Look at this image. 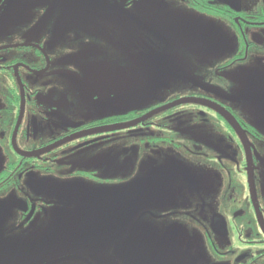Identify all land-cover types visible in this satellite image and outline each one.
<instances>
[{"label": "flooded vegetation", "instance_id": "flooded-vegetation-1", "mask_svg": "<svg viewBox=\"0 0 264 264\" xmlns=\"http://www.w3.org/2000/svg\"><path fill=\"white\" fill-rule=\"evenodd\" d=\"M6 1L0 0V17L6 7ZM116 1L122 3V9L133 7L137 13L135 14L136 20L139 15L150 14L148 12L150 10L144 5V0ZM167 1L176 2L181 8L199 13L207 19L219 21L227 28L229 27V31L234 33L232 35L235 50L231 54L224 55V59L216 67L198 65L194 71L195 76L199 78L198 81H193L192 78L180 80L169 83L168 88L164 90V87L161 88L155 81L156 75L167 76L169 80L179 78L168 76L164 71H153V92L149 88L136 90L135 93L140 95L137 96L135 105L128 109L120 108L118 105L117 109L123 111L120 114L95 119L91 122L72 121L57 105H49L50 99L44 93L47 87H42L41 82L56 78L59 71L55 70L58 69L57 60L49 59V67L42 64L45 60L43 56L48 55L46 50L43 52L33 45L17 46L19 49L26 47L36 49V53L34 52L30 59L25 61L17 58L13 53L12 48L15 46H0V88H2L0 93L3 94L4 103H6V106H0V121L10 122V128L3 125L4 123L0 125V128L5 127L9 130L10 142L7 144L9 161L0 169V191L16 186L22 190L21 183L27 182V174H31L34 170L41 169L52 177L54 171L50 170V167L42 169V165L44 164L43 168H45V164L48 163L51 165L64 163V158L67 157L65 153L71 152L72 149L79 151L92 149V151L100 152L103 146L115 143L114 147H119L118 153L111 151L112 156L108 157V161L82 163L74 173L65 177L61 176L66 180L75 178L83 180L84 192L85 190L95 192L100 197L94 200L87 198L88 203L84 205L57 207L60 224L65 225L71 222L69 228H74V234H93L92 237L96 238L94 233L100 230L99 239L103 241L106 236L102 237L101 229L109 221L116 224L123 223L125 226L132 223L129 229L133 232L141 224L138 217L142 215V218L144 216L152 218L153 223L162 221L159 228L166 234L167 228L176 224L181 217L182 220L190 219L192 227H195V235L205 232L211 241H213L212 238H216L225 244L234 237H242L239 251L235 248L225 251L217 250L221 256L233 253L234 261L231 256L228 259L232 262L231 264H264V220L260 221L261 228L253 227L255 233L252 235L247 233V227L239 222L240 218L241 221L246 219L249 211L253 213L255 208L260 209L264 214V203L258 204L255 200L256 197L261 201L264 200V118L260 115L264 113V68L259 65L260 63L264 65V0ZM251 2L253 5L249 4ZM105 7L108 9L112 6L109 3ZM141 24L147 26V21L141 20ZM141 31L142 37L145 31L151 34L153 32L148 27L141 28ZM77 37L79 38V35ZM75 39L76 36L71 35L70 42ZM142 42L143 39H140V49H142ZM51 46H49L50 49L55 48L54 45ZM107 49L104 50L105 53H108ZM117 52L122 57L128 53L125 50H117ZM197 52L201 55L213 54L214 56L218 52L217 40L213 37L207 38ZM155 56L156 52L150 59L156 61ZM38 59L39 62H37ZM108 62H111L110 66ZM247 62L256 63L261 72L256 68H250L248 73L238 71L234 77L224 74L227 71L232 72V69H237ZM100 65L97 68L102 71V87H107L106 89L113 92L110 97L112 101L118 99L117 86L128 85L121 79L132 80L133 88L137 85L139 88L149 87L151 84L150 81H142L140 78L138 82L133 80L132 76L137 74V71L130 62L127 69L119 61L102 60ZM20 67L24 70V76L21 75ZM84 68L86 69V66H80L79 70L84 71ZM189 74L191 75L190 72ZM203 79L211 84L202 83ZM234 80L236 84L233 83ZM39 81L40 84H38ZM46 83L45 86L48 85ZM87 83L93 91L94 84ZM240 84L245 90L247 100L252 102L247 108L248 115L239 112L237 108L239 104L235 103L234 96L228 90V86L231 89L234 85L239 86ZM154 94L156 96L152 98ZM31 132L39 138L29 146L27 142ZM19 134L21 148L17 145ZM73 141L75 145L67 150L66 144L70 145ZM147 149V156L159 154L156 158L160 161L163 157L175 154L174 150L177 155L184 153L189 157L208 159L216 158L218 155H214V152L218 151L229 162V172L224 173L223 171L220 179L213 180L218 187L208 194L211 199H208V195L204 198V188L195 177L184 175V180L180 177L171 179L177 184L181 180L182 191L185 192L180 194L181 189L170 188L177 190L180 194L174 204L162 203L170 199L166 195V198H160L155 206L144 207L139 212L138 196L132 198L128 195L129 197L125 198L127 194L123 192V186L138 176L139 167L136 168V163L143 154H146ZM249 161L252 165L253 162L255 163L254 173L253 171L247 172ZM173 162L176 169L182 167L180 162L176 160ZM172 165V162H163L166 168ZM234 169L238 172H234ZM253 174L256 180V193L252 182L248 183V177ZM155 178L158 185H154ZM240 181L243 182L248 212L232 211L230 213L228 209H224V196L219 193L223 191L226 198H232L231 191L237 189V182ZM161 183L158 175L150 178V189L160 188ZM167 185H170L169 181ZM33 189L37 192L18 204L15 210L16 216L19 217L16 220L18 224L11 231L18 230L22 225L28 227L36 224L38 213L48 212L46 206L55 205L47 204L49 203L47 200L46 204L42 203L43 208L40 210L37 204L41 198L39 193L47 188L40 184L26 188V190ZM168 189L169 187H162L161 192L165 193ZM240 194L243 195V193ZM85 195L87 197L86 193ZM59 196L57 190L53 200L58 201ZM70 197L73 195L71 194ZM114 197L119 198L116 206L104 204V199ZM140 197L152 198L153 196L140 195ZM229 205L231 208L232 204ZM252 206L253 209H251ZM7 211V208L0 209V214ZM239 215H241L240 218ZM167 220L173 222H166ZM81 222L82 231L78 227L75 228ZM253 222L257 226L255 219ZM11 231L9 230V233ZM153 233L155 231L142 229L140 238ZM2 236L0 232V243L3 240ZM84 239L86 238L78 236L73 240ZM2 250L4 251L3 247ZM88 257L99 264L104 263V260L96 255H88Z\"/></svg>", "mask_w": 264, "mask_h": 264}, {"label": "rangeland", "instance_id": "rangeland-1", "mask_svg": "<svg viewBox=\"0 0 264 264\" xmlns=\"http://www.w3.org/2000/svg\"><path fill=\"white\" fill-rule=\"evenodd\" d=\"M83 1L85 2H81V0H7L6 7L0 17V46H15L12 48L13 53L17 58L26 61L34 52L36 53V49L32 47L19 49L17 46L33 45L43 52L46 50L48 55L43 56L45 59L42 61L43 65L49 67V59L58 61L56 64L58 69H55L59 71L58 76L56 75L54 79L43 80L41 86L47 87L44 93L50 99L49 105H57L72 121L87 120V122H91L95 119L120 114L123 111L117 109L118 105L124 109L132 107L137 102V96L140 95L135 93L136 90L149 88L152 92L154 91L153 71H164L168 76L179 78L169 80L167 76L156 75L155 81L161 88L164 87L163 90L168 88L169 83L180 80L192 78L193 81H198L199 78L194 74L198 65L216 67L224 59V55L231 54L235 50L232 35L234 33L229 31V27L227 28L219 21L207 19L206 16L199 13L181 8L176 2L144 0V5L150 10L148 11L150 14L139 15L136 20V10L133 7L122 9V3L116 0L112 2L109 0ZM109 3L112 7L106 9L105 6ZM74 4L79 5L68 13ZM249 4L253 5V2ZM141 20L147 21V26L142 25ZM144 27L151 29L152 34L145 31L142 37L141 28ZM71 35L76 36L75 41L70 42ZM209 37L217 40L218 52L214 56L213 54L201 55L197 50ZM140 39H143L142 49H140ZM51 45H54L55 48L50 49ZM105 49L108 53H105ZM117 50H125L128 53L122 57ZM155 52L156 61L150 59ZM102 60L119 61L125 69L128 68L130 62L137 71V74L132 76L133 80L138 82L140 78L142 81H150L151 84L149 87L139 88L137 85L133 88L132 80L121 79L128 85H118V99L112 101L110 97L113 92L106 89V85H103L106 88L102 87V71L97 68L101 66ZM108 65L110 66L111 62H108ZM259 65L264 68L262 63ZM80 66H86V69L79 70ZM52 68L54 67L52 66ZM250 68H256L261 72L256 63L247 62L237 69H232V72L227 71L224 74L234 77L238 71L248 73ZM20 72L24 76L25 73L21 67ZM87 82L94 84L93 91ZM45 83L49 86H45ZM202 83L211 84L206 79H203ZM233 83L236 84L235 80ZM228 90L234 96L235 103L239 104L237 106L239 112L248 115L247 108L252 102L247 100L241 84L234 85L231 89L228 86ZM1 91L2 88H0ZM155 96L156 94L152 98ZM4 100L3 94L0 93V106H6ZM260 115L264 118V113ZM1 123L10 128V122L2 120L0 125ZM19 138L20 134L17 138V145L21 148ZM28 138L27 145L31 146L39 136L31 132ZM7 144H10L9 130L2 127L0 128V169L6 166L9 161ZM113 144L103 146L100 152L92 151V149L86 151L72 149L71 152L65 153L67 157L64 158V163L52 165L48 163L45 164V168H43L44 164L42 165V169L50 167L49 169L54 171L52 177L41 169L34 170L31 174H27V182L21 183L22 190L16 186L0 191V209H8L6 213L0 214V232L3 234V240L0 243V259L2 258L0 264H99L88 255L100 257L104 260L103 264H231L232 262L228 260L229 256L234 261L233 253L221 256L217 250L225 251L235 248L239 251L242 237H234L225 244L216 238H212L213 241H211L205 232L195 235V227H192L190 219L182 220L181 217L176 224L167 228L166 234L159 228L162 221L153 223L152 218L145 216L142 218V215L138 217L142 225H138L133 232L129 229L133 225L132 223L125 226L123 223L116 224L109 221L101 229L102 237L106 236L103 241L99 239L100 230L94 233L96 238L92 237L93 234H74V228H69L71 222L65 225L60 224L58 208H62V205H84L88 203L87 198L94 200L100 197L95 192L86 190L84 192L83 180L79 178L66 180L61 176L65 177L74 173L82 163L108 161V157L112 156L111 151L118 153L119 147H114ZM72 145H75V141L70 142V145L66 144L67 150ZM175 151V154L170 153L172 155L163 157L160 161L156 158L159 154L147 156V149L146 154H143L137 161L136 168L142 169L138 170V176L132 182L123 186V192L132 198L138 196L137 208L139 212L144 207L155 206V203L160 198H166V195L170 199L162 201V203L174 204L179 195L182 192L185 193L182 191L183 185L180 184V181L184 180V175L195 177L201 183V187L204 188L203 196L206 198L210 191L218 187L213 180L220 179L223 171L224 173L229 172V162L218 151L214 152V155L218 156L213 159L189 157L184 153L178 154L184 156H178ZM174 160L182 164L180 169H176ZM163 162H172L173 165L166 168L163 166ZM248 164L247 172L253 171L252 173H254L255 163L253 162L252 165L249 161ZM234 172H238V170L234 169ZM156 175L162 183L160 188L151 190L149 181ZM179 177L181 179L179 184L171 180ZM164 178L166 179L164 180ZM168 181L170 185H167ZM250 182L255 186L256 193L254 174L248 177V183ZM237 183V189L231 191L232 198H226L223 191L219 194L224 196L225 210L228 209L230 213L232 211L246 213L248 206H246L247 200L244 198L243 182ZM36 184L44 185L47 188L39 193L41 198L37 204L40 210L43 208L42 203L46 204L47 200H49L47 204L55 205L53 207L46 206L48 212H39L36 224L28 227L22 225L18 230L11 231L18 224L16 220L19 217L16 216L15 210L20 201L37 192L35 189L26 190V188ZM154 185H158L156 178ZM162 187H169V189L164 193L161 192ZM170 188L181 189L180 194L177 190ZM57 190L60 195L58 201L53 200ZM239 193H243V195H239ZM71 194L73 197H70ZM140 195H152L153 197L144 198ZM208 199H211L210 195H208ZM233 200L236 201L233 202ZM255 200L258 204L264 203V200L261 201L257 197ZM229 204H232L231 208ZM253 208L252 206L251 209ZM65 209L67 210V208ZM251 213L249 211L246 219L242 221L241 215L238 217L240 218L239 222L247 227V233L252 235L255 233L253 227H260V221L264 220V214L257 208ZM254 219L257 226L253 222ZM166 222L173 221L167 220ZM80 226H82V222L75 228L78 227L82 231ZM142 229L155 231V233L146 234L140 238ZM78 236H83L86 239L74 241L73 239Z\"/></svg>", "mask_w": 264, "mask_h": 264}, {"label": "water", "instance_id": "water-1", "mask_svg": "<svg viewBox=\"0 0 264 264\" xmlns=\"http://www.w3.org/2000/svg\"><path fill=\"white\" fill-rule=\"evenodd\" d=\"M81 2H85V1H83V0H81ZM79 4H74L73 5V7L69 10V12L68 13H70V12H72V10H73V8L74 7H76V6H78ZM130 193V192H129ZM125 195H126V193H125ZM127 197H129L128 195H126ZM103 202H104V204H106V205H108V206H116L118 203H119V198H117V197H114V198H107V199H104L103 200ZM2 246V245H1ZM1 257V256H0ZM2 259V258H1ZM0 259V260H1Z\"/></svg>", "mask_w": 264, "mask_h": 264}]
</instances>
